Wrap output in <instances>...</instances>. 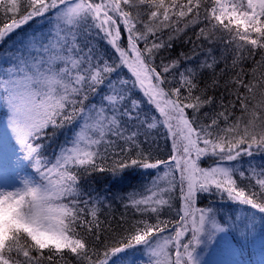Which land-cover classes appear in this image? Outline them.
<instances>
[{
    "label": "snow or ice",
    "instance_id": "1",
    "mask_svg": "<svg viewBox=\"0 0 264 264\" xmlns=\"http://www.w3.org/2000/svg\"><path fill=\"white\" fill-rule=\"evenodd\" d=\"M0 16L10 21L0 20L8 136L19 149L15 164L33 168L36 177L15 186L13 174L0 166V264H68V257L77 264H126V250L136 246L145 249L148 264H201L200 245L229 231H254V215L225 216L196 205L199 194L216 192L264 213V161L251 159L264 155V0H0ZM182 20L188 21L184 29L203 25L195 34L209 45L203 59L182 53L156 64L177 38L164 39V29L178 34ZM219 45L232 54L233 68L257 52L261 58L253 60L250 80L242 71L233 78L234 101L202 117L201 109L216 101L199 88V78L226 59L214 55ZM66 127L70 139L46 156L40 140ZM160 127L171 138L172 154L147 162L144 147L155 143L151 134ZM133 152L142 159L126 161ZM107 155L121 157L114 175L136 165L166 168V186L155 177L148 194L120 198L128 201L125 208L156 221L138 220L121 238L115 233L124 217L115 224L100 219L115 197L81 188L82 176L104 171L97 160ZM203 159L213 164L201 167ZM237 177H259V198ZM173 210L177 220L161 219ZM169 225L175 227L165 235ZM105 232L110 243L102 240Z\"/></svg>",
    "mask_w": 264,
    "mask_h": 264
},
{
    "label": "trees",
    "instance_id": "2",
    "mask_svg": "<svg viewBox=\"0 0 264 264\" xmlns=\"http://www.w3.org/2000/svg\"><path fill=\"white\" fill-rule=\"evenodd\" d=\"M182 2V0H181ZM0 20L7 21L6 17L0 16ZM188 23L187 20H182L177 23V27L184 29V24ZM2 26V24H0ZM203 25H192L190 24L187 29H184L180 33H170L168 29H164L163 38L167 39L169 35H176L177 38L174 39L171 43L170 47H167L159 52L156 56V64H160L162 61L167 63L169 60H174L180 56V54H187L189 56H193L194 53L200 56V59H203V52L209 47L207 43L204 41H200L196 39V33L199 31V27ZM37 27V25L32 26ZM26 31H31V28L26 29ZM186 33V34H185ZM15 39V37H14ZM121 39L126 46L127 33L122 32ZM11 43V42H9ZM103 43V42H102ZM143 47V44L140 45ZM214 55L221 59L223 56L226 59H221V62L218 66L213 69L204 70V74L199 78V88L205 90L206 95L215 97V105L213 106H205L201 109V116L205 113L208 116L213 115L214 113H218L224 111V108L221 107V104L228 105L230 101H234L236 95V89L232 87L233 78L237 73H241L243 78L247 81L252 78V69L256 67L253 63V60L259 61L260 54L257 52L252 57H247L246 59L239 61L235 68L232 67V54L228 51H224L223 45L217 46L214 50ZM247 56V54L245 53ZM3 53L0 52V78H4L5 70L7 68V64L2 59ZM213 80L218 81L217 86H213ZM207 85V88L205 86ZM176 85L173 84V87ZM2 87V86H0ZM2 94L6 95L3 91H0ZM0 93V94H1ZM200 92H195L194 95H200ZM147 111H151V108L146 109ZM231 110V109H230ZM190 112V110H189ZM8 111H0V145L4 146V153H0V166L6 168L9 172H11L14 176V179L20 181L22 177H32L36 178L34 175V169L27 165L17 166L15 161L17 156L14 153L19 151L18 148L13 144V140L10 137L5 138V134L2 132L1 124L4 118L7 116ZM235 114L239 115V106L237 105L235 108ZM207 123L208 121L205 120ZM224 127L225 125H221ZM72 129L64 128L57 130L55 136L51 135V129L49 130V135L40 140V143L44 145L45 155L48 157H52L58 146L62 145L64 142L68 141L71 136ZM165 129L163 127L159 128V134L155 130L152 131L151 139H154L155 143H150L144 147L145 158L150 157L147 162H155L156 160H166L172 154V146H171V138H165ZM121 159L119 156L107 155V158L103 160H97V163L100 165L104 171H95L90 172L88 175L82 176L81 188L86 192H91L93 195L100 194L101 196L115 197L114 199H109L105 202V206L103 207V215L100 217L101 221L107 218L112 223L120 222V218L124 217L125 222L123 224L122 229H118L115 233L116 238H121L123 235H127V230L131 228L136 221L141 219H148L149 223H155L154 216L152 217H141L139 214L134 213L132 208H125L124 205L128 203V201H122L120 198L123 196H127L130 193H138V194H148L145 189L151 186V180L155 177H159L161 174V169L157 171L156 169H143L139 165L130 167L125 170V172L121 174H113L111 168L115 166L116 162ZM126 161H130V159L140 160L141 156L137 155L135 152L127 154L125 157ZM250 158L244 157L242 163L247 164ZM254 164L262 160L264 161V155L260 153H256L253 158ZM213 164L212 159H203L201 161V167H208ZM259 165V164H257ZM259 177H253L252 181L248 180L241 181L239 177H237L238 183L241 186H246L247 189H250L253 192L257 193V198H259V193L261 189L255 185V181L258 180ZM139 198V195H137ZM223 204V205H220ZM235 204V205H234ZM238 203L228 200L226 197L222 198L219 193H201L199 194L197 205L200 207H213L219 209L221 214L228 216L232 215L237 209V214L243 216H255V228L249 235L243 236L236 231L227 232V236L231 238L241 255L242 258L254 257L256 255L249 254L252 249L255 250L256 253L259 252L258 245H254L253 241L257 239L259 241L264 242V213H259L257 209L256 212L253 211L251 206L242 205V207L237 206ZM111 205V207H108ZM179 205H177L178 207ZM225 208V209H223ZM227 211V212H226ZM234 215V214H233ZM161 219L164 220H177V213L175 210L170 211L168 213H164L161 215ZM175 225H169L168 231L165 235L172 232ZM102 240L104 243H110L112 240V236L109 233L105 232L102 236ZM101 250H103V245H100ZM142 246H136L134 249L126 250V264H140L147 263L148 257L144 251ZM258 250V251H257ZM260 253V252H259ZM261 254V253H260ZM256 259H259L258 257ZM68 264H77L75 260L71 257H68Z\"/></svg>",
    "mask_w": 264,
    "mask_h": 264
},
{
    "label": "rangeland",
    "instance_id": "3",
    "mask_svg": "<svg viewBox=\"0 0 264 264\" xmlns=\"http://www.w3.org/2000/svg\"><path fill=\"white\" fill-rule=\"evenodd\" d=\"M126 71H127V69H125V72ZM121 74L123 75L124 73H121ZM4 96H5L4 94H2V93L0 94V111L7 110L8 113H7V116L4 118V120L1 124V129H2V132L5 134V138H7V137H9L8 133H9V135H11V125L9 123V121H10V108L4 102V100H3ZM96 99H99V98L97 97ZM18 119L22 120L23 117L22 116L18 117ZM260 163H261V161L257 162V164H260ZM245 166H247V164ZM165 170H166V168H162L161 169L162 172L160 173L161 175L159 176V177H161V180H160L161 186H166L165 182H166L167 178L164 177V171ZM14 184H15V186H20L19 180L14 179ZM9 187H11V186H9ZM197 202H198V200H197ZM220 205H223V204H220ZM196 206L200 207L198 205H196ZM237 206L242 207L241 204H237ZM207 207H201V208H207ZM242 208L245 209V207H242ZM223 209H225V208H223ZM252 210L256 212L255 209H252ZM235 211L236 212H234L233 214L238 215L237 209H235ZM253 242H254L253 243L254 245L256 244L259 246L258 250L261 254L259 252L256 253L255 250L253 249V246H252V249H251L252 252H250L247 255L254 254V255H256L255 258L251 256V257L241 259V255H240V252H239L236 244L233 241H231V238L229 236H227V233H222L218 236V238L213 243H211V244L204 243V244L200 245L197 249V256H198V258H200L201 264H264V242L259 241L258 239L256 241H253ZM144 251H145V249H144ZM257 257L259 259H256ZM140 264H148V262L147 263H140Z\"/></svg>",
    "mask_w": 264,
    "mask_h": 264
}]
</instances>
